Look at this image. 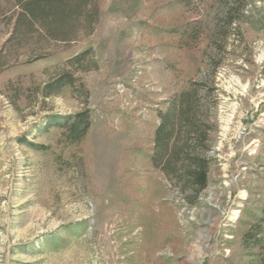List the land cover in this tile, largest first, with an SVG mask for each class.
<instances>
[{
  "label": "rangeland",
  "instance_id": "1",
  "mask_svg": "<svg viewBox=\"0 0 264 264\" xmlns=\"http://www.w3.org/2000/svg\"><path fill=\"white\" fill-rule=\"evenodd\" d=\"M96 5L93 30L75 40L7 42L18 9L0 0V264H264V243L242 244L264 189V0H244L230 26L236 0ZM86 48L91 68L43 98ZM198 79L216 87L211 163L189 206L150 155L157 111ZM85 107L79 143L46 127Z\"/></svg>",
  "mask_w": 264,
  "mask_h": 264
},
{
  "label": "trees",
  "instance_id": "2",
  "mask_svg": "<svg viewBox=\"0 0 264 264\" xmlns=\"http://www.w3.org/2000/svg\"><path fill=\"white\" fill-rule=\"evenodd\" d=\"M17 7L13 32L7 42L39 38L68 42L80 34L90 33L98 18L96 0H12ZM186 3L188 0H175ZM244 0H236L225 14V24L230 26L243 15ZM91 49L86 48L68 59L64 69L50 78L40 89L43 98L58 95L66 86H74L75 71L91 68ZM74 66V68H73ZM218 63H214V68ZM214 79L209 84L202 79L191 80L168 101L164 110L157 111L158 123L153 133L150 155L151 165L163 174L184 194L189 206L198 201L200 193L208 184L211 158V123L207 115L211 104L207 95L216 90ZM204 92V93H202ZM88 91H85V98ZM90 110L57 115L47 121L46 127L56 126L61 138L69 143H79L91 127ZM264 243V189L262 207L254 224L242 238L245 249L260 247Z\"/></svg>",
  "mask_w": 264,
  "mask_h": 264
}]
</instances>
